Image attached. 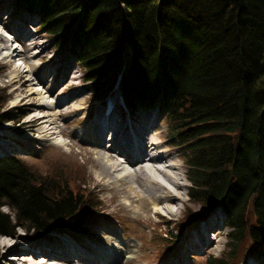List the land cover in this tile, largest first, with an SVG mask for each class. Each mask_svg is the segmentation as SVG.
<instances>
[{
  "label": "trees",
  "instance_id": "obj_1",
  "mask_svg": "<svg viewBox=\"0 0 264 264\" xmlns=\"http://www.w3.org/2000/svg\"><path fill=\"white\" fill-rule=\"evenodd\" d=\"M15 3L79 63L95 96L119 82L130 110L158 107L166 116L186 158L190 198L206 212L221 207L231 228L229 249L205 264L264 255V0ZM6 100L0 90V127L28 113L3 111ZM67 174L0 156V235L91 234L88 225L104 218L101 199L71 185L80 178L73 169Z\"/></svg>",
  "mask_w": 264,
  "mask_h": 264
},
{
  "label": "rangeland",
  "instance_id": "obj_2",
  "mask_svg": "<svg viewBox=\"0 0 264 264\" xmlns=\"http://www.w3.org/2000/svg\"><path fill=\"white\" fill-rule=\"evenodd\" d=\"M15 5V0H0V33L5 37L4 41H0V90L7 99L2 109L5 111L11 107L22 106L30 112L20 119L19 124L8 121L0 128V143L10 140L16 144V140H20L25 148L16 144L14 148L8 149L5 144V153L15 151L29 164L35 163L42 172L50 174L61 173L67 177V170L72 173L73 169L80 178L75 181L71 176V185L75 187L82 185L80 189L100 197L102 208L105 209L102 213L106 218L102 219L103 225L97 223L88 225V229L95 233L85 239L84 250L88 248L92 251L96 246L107 251L108 244L112 239H116L125 256L124 262L119 264H126L127 261H131V264H205L210 257L222 256L229 249L230 240L227 232L230 228L225 227L220 212H210L208 217L197 222L198 228L194 226L190 228V225L186 224L183 232L180 233L178 229L179 221L186 219L188 207L195 213H201L203 206L195 200L188 201L190 182L187 180L186 158L183 157L181 147L176 146L172 140L166 119L155 111L136 112L139 123L137 126L148 129L150 134L148 137L158 142L161 149L170 154L164 166L175 163L176 168L169 169L175 179L181 183L179 188L159 172L153 178L179 195L180 201L176 206L178 212L167 214L160 206L155 207L147 202H133L124 194L117 195L114 189L108 188V180H99L98 169L91 159L96 155H92L90 147L101 142L103 136L89 132L86 127L88 124L91 130H95L91 128V122L97 120V112L100 116L105 114L99 110L103 109L102 103L106 100L102 99L103 96L93 94V83L85 81V71L72 61L67 53L59 51L55 46V40L46 29L40 27L39 21L20 11ZM6 35L10 40H7ZM15 48L21 53L16 63L21 66V71L25 70L23 73L25 76L17 82H14L17 78L11 79V74L14 72L12 65L15 64L9 61V57L1 59V52L5 50L12 52ZM24 79H30L28 82L25 80L26 86L21 85ZM31 87L34 90L41 87L45 97H39L36 93L31 94ZM112 94L115 95V100H120V93L114 90ZM16 97L19 99L14 102ZM44 102L52 104V107L43 106L46 117L37 119L36 106ZM75 108L81 110L73 112ZM88 114L90 119L87 117ZM0 151L3 153L4 150L0 149ZM119 175V172H115L114 177ZM147 186L154 190L153 192L161 193V189H154L153 184L147 183ZM138 189L141 190L140 187ZM3 210L10 211L7 207ZM206 219L211 221V227L207 230L211 244L192 242L190 237L193 238L200 229L203 230L207 225ZM17 232V236L13 238H0V243L5 239L7 243L14 242L16 248L21 247L25 251L21 252L12 246V251L6 252L8 245L5 247L0 244V253L5 255L0 257V264L15 262L22 264L25 257L20 255L28 253L31 254L28 256L29 259H32L36 246L41 247L43 244L64 243L65 246L67 242L70 245L75 244L70 237H62L58 241L50 239L46 241L33 232H26L23 229H18ZM166 234L173 235L174 239H170L171 249L169 245L163 247L167 245ZM181 236L183 238H180ZM255 258L257 257L244 255L240 259V264H262V262L264 264V255Z\"/></svg>",
  "mask_w": 264,
  "mask_h": 264
},
{
  "label": "bare ground",
  "instance_id": "obj_3",
  "mask_svg": "<svg viewBox=\"0 0 264 264\" xmlns=\"http://www.w3.org/2000/svg\"><path fill=\"white\" fill-rule=\"evenodd\" d=\"M0 33V41H4L3 37ZM17 44L18 41L16 40ZM15 42V43H16ZM20 45V44H19ZM36 45V43L34 44ZM17 48V47H16ZM3 55L4 53L6 55H9V61L14 62L16 59H14L17 55H20L21 53L19 51L13 50L12 55L10 54L11 52L9 51H4L2 52ZM2 59V56H1ZM15 65H12L14 72L11 74V79L14 80V82H17L19 79H22L25 75L23 73L25 70L21 71V66L17 63H12ZM28 67V66H27ZM34 67V66H33ZM31 68V67H29ZM28 68V69H29ZM24 79L21 83L22 86H26ZM30 79H27L26 82H28ZM20 85V86H21ZM30 93H36L37 96L39 97H45L43 95V90L41 91V87L34 90L33 87L30 88ZM19 99V97H16L13 101L16 102ZM45 107H52V104L49 103H41L40 105L36 106L37 108V119L45 118L46 117V111L43 108ZM81 108H75L73 112L75 111H80ZM114 116L110 115L107 119V123H105L104 120L98 119V121H92L91 126L94 129H90L88 124H87V130L89 132H92L93 134H100L102 136L104 134V127L106 128H112L114 127ZM37 121V120H36ZM88 123V122H87ZM86 126V125H85ZM91 127V128H92ZM114 131L115 134H118V129L111 130ZM138 132V137L141 139L139 142V145L133 140L129 138V135L127 138H124V133H121L119 136H116L117 139L111 143V140H104L102 143H98L93 147H90L92 155L93 156L91 159L94 162L95 167L98 169L97 177L99 180H108V188L114 189L115 194L117 195H125L129 197L133 202L139 201V202H147L150 204H153L155 207L160 206L163 210L167 212V214H172L174 211V206L178 204V201H180V197L176 192H173L171 189H167L166 186L161 183L158 179L153 178L154 175H156L157 172L163 174L169 181H171L174 185L179 188L180 182H178L175 177L171 174L169 168H176L175 163H171L167 166H164L163 169H160L156 164H162L164 163L167 158H170V154L167 153V151L161 149L162 147L159 146L158 142L152 141L153 139L151 137H148L150 134L148 132V129H137ZM108 132L106 133V136H108ZM145 137L146 142L142 144V137ZM60 136V135H58ZM115 137V138H116ZM122 145H126L127 147L125 148H130L133 149L134 147L137 148L138 151V156H133L130 157L128 156L125 158L126 162L129 164V166H126V163L123 161L117 160V152H121L122 150ZM115 172H119L118 177H114ZM85 179V178H84ZM135 183L141 188L139 190L138 186L135 185ZM147 183L153 184L154 189L158 190L161 189V193H155L153 192L154 190H151L147 186ZM156 186V187H155ZM159 213V212H158ZM156 213V214H158ZM207 226L211 227V221H206L205 222ZM192 225H197V222H194ZM221 234V232H220ZM198 236H200L202 241H208V244H211V240L207 239V235L205 234V231L200 229L198 232ZM6 237V235H0V238ZM14 243V242H13ZM7 243L5 239H2L1 243L3 246L7 247L8 251H12L11 247L14 246L13 248H16V244L14 243ZM65 247V246H64ZM66 248V247H65ZM92 251L89 250H79L76 248H70L69 247V254L65 251V249L61 245H56L54 246V250L52 249L51 251H46L43 250L42 253L45 254L46 256L50 257L51 261H55L56 263L54 264H80V262H86L89 264H119L121 262H124V253L120 247V244L117 243L116 239H112L111 242L108 244V249H111L114 251V255H111L110 253H105L104 251H100V249L96 246H94ZM19 251H25L21 247L16 248ZM58 249H64L63 253L57 252L55 250ZM25 255H20L24 256L22 264L29 263V264H36L37 259L39 258L40 255L34 254L32 259H29L28 256L31 254L28 253H23ZM5 256L3 253H0V257ZM20 260V259H19ZM18 260V261H19ZM84 260V261H81ZM105 260V261H104ZM18 262H15L14 264H17ZM83 264V263H81ZM126 264H131V261H127Z\"/></svg>",
  "mask_w": 264,
  "mask_h": 264
}]
</instances>
